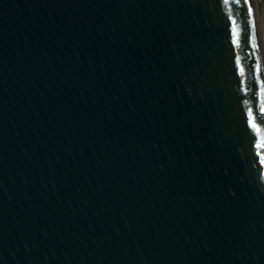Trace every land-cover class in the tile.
Segmentation results:
<instances>
[{
	"label": "water",
	"instance_id": "obj_1",
	"mask_svg": "<svg viewBox=\"0 0 264 264\" xmlns=\"http://www.w3.org/2000/svg\"><path fill=\"white\" fill-rule=\"evenodd\" d=\"M257 0H0V264H264Z\"/></svg>",
	"mask_w": 264,
	"mask_h": 264
},
{
	"label": "rangeland",
	"instance_id": "obj_2",
	"mask_svg": "<svg viewBox=\"0 0 264 264\" xmlns=\"http://www.w3.org/2000/svg\"><path fill=\"white\" fill-rule=\"evenodd\" d=\"M258 1V4H259V12H260V20H261V27H260V30L262 33V45H263V48H264V0H257ZM260 23V24H261Z\"/></svg>",
	"mask_w": 264,
	"mask_h": 264
},
{
	"label": "bare ground",
	"instance_id": "obj_3",
	"mask_svg": "<svg viewBox=\"0 0 264 264\" xmlns=\"http://www.w3.org/2000/svg\"><path fill=\"white\" fill-rule=\"evenodd\" d=\"M260 23H261V20H260V12H259V14H258V27H259V30H260V27H261V25H262V23H261V24H260ZM262 33H263V32H261V30H260L261 41H262V39H263V38H262ZM262 44H263V43H262ZM263 49H264V48H263Z\"/></svg>",
	"mask_w": 264,
	"mask_h": 264
}]
</instances>
